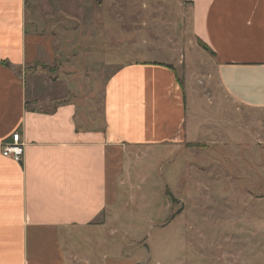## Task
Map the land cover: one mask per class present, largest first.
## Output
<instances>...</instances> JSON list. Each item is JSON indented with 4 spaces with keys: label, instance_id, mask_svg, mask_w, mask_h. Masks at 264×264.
I'll list each match as a JSON object with an SVG mask.
<instances>
[{
    "label": "crops",
    "instance_id": "obj_1",
    "mask_svg": "<svg viewBox=\"0 0 264 264\" xmlns=\"http://www.w3.org/2000/svg\"><path fill=\"white\" fill-rule=\"evenodd\" d=\"M94 1L0 0V264H66L64 237L105 230L99 218L120 201L131 149L193 139L174 66L157 53L134 56L148 42L119 32L111 12L100 16L113 0ZM179 1L191 36L218 58L225 92L264 108V0ZM64 44L89 62L82 71L99 78V92L81 95L76 80L33 69ZM13 132L25 144L21 162L1 152Z\"/></svg>",
    "mask_w": 264,
    "mask_h": 264
},
{
    "label": "rangeland",
    "instance_id": "obj_2",
    "mask_svg": "<svg viewBox=\"0 0 264 264\" xmlns=\"http://www.w3.org/2000/svg\"><path fill=\"white\" fill-rule=\"evenodd\" d=\"M104 5L100 16L111 12L119 32L148 42L134 56L159 54L188 87L193 139L174 149H131L120 201L99 218L98 229L105 230L64 237L66 264H264V108L247 107L225 92L219 60L191 36L179 0ZM58 49L52 61L33 69L76 80L85 89L81 95L88 87L90 95L99 92L101 81L92 83L82 71L89 62L73 57L74 45Z\"/></svg>",
    "mask_w": 264,
    "mask_h": 264
},
{
    "label": "built area",
    "instance_id": "obj_3",
    "mask_svg": "<svg viewBox=\"0 0 264 264\" xmlns=\"http://www.w3.org/2000/svg\"><path fill=\"white\" fill-rule=\"evenodd\" d=\"M24 147L25 144L22 141L19 132H13L11 140L1 144V152L3 156L21 162L24 155Z\"/></svg>",
    "mask_w": 264,
    "mask_h": 264
},
{
    "label": "trees",
    "instance_id": "obj_4",
    "mask_svg": "<svg viewBox=\"0 0 264 264\" xmlns=\"http://www.w3.org/2000/svg\"><path fill=\"white\" fill-rule=\"evenodd\" d=\"M168 195H169V194H168ZM173 216H174V214L171 215V217H173Z\"/></svg>",
    "mask_w": 264,
    "mask_h": 264
}]
</instances>
